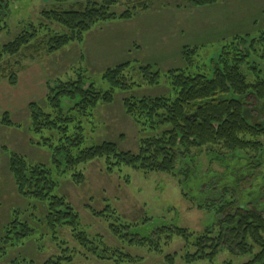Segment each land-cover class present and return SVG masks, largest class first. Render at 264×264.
<instances>
[{
  "label": "trees",
  "instance_id": "16d2710c",
  "mask_svg": "<svg viewBox=\"0 0 264 264\" xmlns=\"http://www.w3.org/2000/svg\"><path fill=\"white\" fill-rule=\"evenodd\" d=\"M72 1L51 0L57 8L42 10L40 15L43 22L37 26H29L14 40L1 47L0 81L6 80L9 86L16 85L17 72L22 69V51L31 52L32 55L42 51L55 54L71 43H81L84 35L96 24L128 20L136 10L147 9L142 0H134L131 10L127 8L116 15L112 8L122 0H85L83 3ZM218 1L186 0V3L198 8ZM6 10V3L0 0V32L6 28L3 20ZM53 25L59 28L55 29ZM33 41L35 42L32 43ZM197 51L196 47L182 48L180 56L184 68L170 70L163 75L150 65L137 67L132 62L122 63L103 74L102 79L108 85V90L104 93L96 91L93 84L87 82L81 74L72 80L50 81L47 83L43 104H28L30 131L34 135L44 132L50 134L43 141L52 150V165L59 174L73 172L70 179L75 184L83 181L81 172L76 171L77 167L95 159H103L107 172L124 166L145 174L159 173L180 178V187L185 191L183 195L198 203V210L211 216V224L200 235L168 226L158 229L153 237L160 232L169 234L165 238L166 245L173 236L181 238L186 250L182 260L186 263L212 262L227 250L239 256L248 255L250 260L244 264H264V203H261V207H241L228 185L232 180L229 176L236 174L237 161L252 163L263 153V143L258 140L260 133L248 123L245 115H248V106L253 98L258 102L264 100V78L259 68V64L264 63V32L256 38H242L236 45L231 43L224 46L210 66H204L202 74L191 75L188 70L193 66ZM10 58H13V63ZM197 71L200 69L197 68ZM126 73H138L141 82H133ZM162 76L174 92L173 97L127 98L122 102L126 116L133 121L141 135L136 154L119 151L112 142L88 148L80 147L84 142L81 120L91 114L99 103L111 104L115 90L125 91L142 85L157 86ZM0 125L7 128L18 127L11 121L9 113L2 114ZM53 135H56L59 144L52 147L50 143ZM204 147L207 157L224 167V173L208 175L211 179L216 178L215 182L208 184L201 182L207 188L204 191L201 184L190 191L187 188L189 178L191 179L190 172L193 170L194 178L200 180L204 176H198V155H191V151ZM3 150L8 154V171L16 193L22 198L45 203V224L48 229L54 232L56 229L68 228L81 249L97 260L112 263L135 262L131 256L106 247L100 238L91 242L82 232H77L78 216L63 197L54 195L57 183L49 169L30 164L23 156ZM93 215L104 218L103 213L93 212ZM129 228L119 224L117 220L109 225L110 232L116 238L127 240L130 245H147L149 251L160 253L156 239L138 238L137 235L133 237L130 233H125ZM33 232L26 221L14 219L6 227L3 243L8 246L19 245L30 238ZM190 249L193 253L189 252ZM164 259L167 264H174L171 255ZM71 261L72 256L59 255L43 264H64Z\"/></svg>",
  "mask_w": 264,
  "mask_h": 264
},
{
  "label": "rangeland",
  "instance_id": "374dc122",
  "mask_svg": "<svg viewBox=\"0 0 264 264\" xmlns=\"http://www.w3.org/2000/svg\"><path fill=\"white\" fill-rule=\"evenodd\" d=\"M2 1L6 3L7 10L3 19L6 28L0 32V49L29 26H37L43 22L40 15L42 10L57 8L51 0ZM84 1L73 0L72 2L83 3ZM133 1L122 0L120 4L112 8V11L120 15L127 8L131 10L135 4ZM142 1L147 6V12L141 13L136 10L130 22L114 20L107 24H96L84 35L81 43H71L55 54H46L42 51L32 55L31 52L22 51L20 60L22 69L17 72L16 85L9 86L6 80L0 81V118L3 113H9L11 121L18 125L13 128L0 125V264H43L48 259L59 255L72 256V261L64 264H167L164 258L168 255L173 257L174 264H244L250 260L248 255L239 256L226 250L212 262L186 263L182 260L186 250L181 238L173 236L166 245L165 238L170 236L169 234L160 232L158 235L155 233L153 237V233L158 229L168 226L200 235L205 227L211 224V216L198 210V203L190 201L183 195L185 191L180 187V178L159 173L145 174L124 166L113 172H107L103 159H95L77 167L76 171L81 172L83 181L75 184L70 179L73 172L59 174L52 165V150L48 145L45 146L43 141L50 134L44 132L34 135L30 131L28 104L32 102L43 104L47 83L50 81L72 80L76 79V75L81 74L87 82L93 84L96 91L104 93L108 90V85L102 79L103 74L125 62L135 63L137 67L150 65L162 75L170 70L183 69L184 63L178 56V51L168 59L158 54L159 49L168 45L179 47V43L169 42L164 47L153 48L149 38L156 37L153 33L155 29L159 31L161 37L166 36L174 40V29L190 24L193 19V28L189 29L191 25L184 28L186 32L180 41L182 45L183 42H189L186 41L189 35L198 33L193 30L195 27L200 31L194 20L200 19L205 23L201 19L214 20L215 16L217 20L223 17L226 19L223 23H211L214 30L218 31L213 36H202L203 31L193 36V42H198L196 45L198 51L193 59L192 68L188 70L191 75L202 74L204 66L209 67L224 46L231 43L236 45V42H240L242 38H256L264 32L262 6L258 15L253 13L258 0H219L209 7L194 8L191 13H182L174 8L176 4H180L179 6L183 8L189 7L186 0ZM230 13L236 15V18L231 19ZM53 26L55 29L59 28ZM133 33H136L133 40L138 48L124 40L126 37L133 42ZM120 42L123 45L126 43L129 48L109 58L103 57L102 53L105 50L114 49ZM10 59L13 63V58ZM197 68L200 69L199 72ZM259 68L264 78V63L259 64ZM126 75L131 77L133 82H141V76L138 73H126ZM173 94L163 76L157 86L142 85L125 91L115 90L111 104L99 103L91 114L89 113L81 120L84 142L80 147L88 148L103 142H112L116 144L119 151L136 154L141 135L133 121L126 116L122 106L123 100L169 98L173 97ZM53 136H55L54 139ZM53 136L50 143L52 147L59 144L56 135ZM258 140L263 143L262 151L264 152V139L259 137ZM205 147L191 151V155H198L196 157V164L200 166L198 176L223 175L224 167L207 157ZM3 149L23 156L30 164L42 165L50 170L57 183L54 195L63 197L78 216L77 232H82L91 242L100 238L106 247L131 256L135 262L112 263L97 260L81 249L68 228L56 229L54 232L48 229L45 224V203L22 198L16 193L8 171V154ZM215 178H213L214 181ZM229 178L232 176L230 175ZM219 182L224 183V181ZM93 212L103 213L104 218L95 217ZM14 219L20 222L26 221L34 232L30 238L23 240L19 245L8 246L3 243V238L7 225ZM114 220L121 225L129 226V230L125 233L128 232L133 237L137 235L138 238L156 239L160 253L149 251L147 245H130L127 240H120L113 236L109 225ZM189 252L193 253L192 249Z\"/></svg>",
  "mask_w": 264,
  "mask_h": 264
},
{
  "label": "flooded vegetation",
  "instance_id": "af4514ba",
  "mask_svg": "<svg viewBox=\"0 0 264 264\" xmlns=\"http://www.w3.org/2000/svg\"><path fill=\"white\" fill-rule=\"evenodd\" d=\"M248 109V115H245L248 123L253 126L256 132L260 133L259 136L264 139V100L258 102L253 98ZM263 153H261L255 162H236V174L232 175L234 179L230 180L228 185L235 194L237 204L241 207L249 205H251V207H261V203H264ZM193 172V170L190 172L191 179L189 178V183L187 184V188H189L190 191L195 190L201 182L207 184L209 182H215L214 179H211L208 175H204L201 180L194 178ZM201 185H203V191L207 189L205 184Z\"/></svg>",
  "mask_w": 264,
  "mask_h": 264
},
{
  "label": "crops",
  "instance_id": "0c3cea01",
  "mask_svg": "<svg viewBox=\"0 0 264 264\" xmlns=\"http://www.w3.org/2000/svg\"><path fill=\"white\" fill-rule=\"evenodd\" d=\"M179 5L180 4H176L175 6L174 5L173 6H174V8H176L177 10H179L182 13H191L194 10V8H195V7L189 6L188 4L187 5L189 7H185V8H183V7L179 6ZM210 6H212V5H210ZM261 6H262V9H261ZM205 7H209V6H205ZM198 8H203V7H198ZM260 9L261 10H264V0H258L256 2L255 9L253 10L254 15H258L259 12L261 11ZM147 11H148V9L139 10V12H141V13H145ZM233 11H235V10H233ZM133 17H134V15H133ZM133 17L131 19H128V20H125V21L126 22H130V21H132ZM229 17L231 19L232 18L235 19L236 18V15H232L230 13L229 14ZM201 20H204L205 23L201 22L200 19L198 21H196V20H194V21H195V24L197 25V27L200 29V31L201 32L203 31V32L201 33L195 27L193 30L197 31L198 33H192L191 35H189L186 38V41H189V42H183L182 45L180 44V41H181L182 37L185 36L184 33L186 32V29L184 30V28L186 26H190L191 25L189 29H192L193 28V19H191L190 24H188V25L186 24V26H180L179 28H175L174 29L175 30V32H174L175 39L174 40H171L170 38H166V36L161 37L159 31H156V29H155V31H153V33L156 35V37L155 36L150 37L149 40L152 41L151 43L153 45V48L164 47L165 45L169 44V42H175L176 41L177 43H179V47L178 46H175V45H173L174 47H172V45H170V46L168 45V47L166 46L165 48L159 49L158 54L160 56L166 57L168 59L169 57L173 56V54L176 51H178V56L181 57L180 56L181 51H182L181 47H196V45H198V42L197 41L196 42H193V38H194L193 36L194 35H198L199 33H201L202 36H213L218 31L214 30V28H213V26H212L211 23H214V22H216L217 24L220 23V22L223 23L224 20H226V19L223 17V18H220L219 20H217V16H215L214 17V20H212V19H206V18L201 19ZM225 24H227L226 21H225ZM135 36H136V33H133V36H132V41L133 42L129 41V39H126V37H125L124 40H125V42H130L131 44H133V46L135 48H138L136 42L133 40ZM103 42H105V41H103ZM128 48H129V46L126 45V43H124V45H123L120 42V44H118L117 46H115L114 49L112 48L111 50H105L102 54H103V57L105 56V58H109L111 55L119 54V53H121L123 51H126ZM0 109H1V107H0ZM0 115H1V112H0Z\"/></svg>",
  "mask_w": 264,
  "mask_h": 264
}]
</instances>
